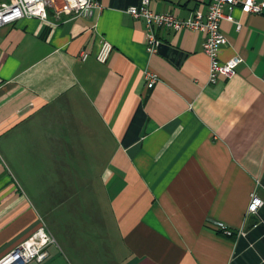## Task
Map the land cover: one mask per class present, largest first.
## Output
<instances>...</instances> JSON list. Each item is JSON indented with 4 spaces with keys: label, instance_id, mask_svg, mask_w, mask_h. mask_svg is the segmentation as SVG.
<instances>
[{
    "label": "crops",
    "instance_id": "crops-1",
    "mask_svg": "<svg viewBox=\"0 0 264 264\" xmlns=\"http://www.w3.org/2000/svg\"><path fill=\"white\" fill-rule=\"evenodd\" d=\"M97 1L0 27V259L41 230L40 264H264V8L224 7L219 60L241 62L210 84L202 32L156 28L150 55L140 0Z\"/></svg>",
    "mask_w": 264,
    "mask_h": 264
},
{
    "label": "built area",
    "instance_id": "built-area-1",
    "mask_svg": "<svg viewBox=\"0 0 264 264\" xmlns=\"http://www.w3.org/2000/svg\"><path fill=\"white\" fill-rule=\"evenodd\" d=\"M152 0H140L139 5L130 6L127 12L134 18H141L144 22V43L148 54H155L160 45L154 29L167 28L174 31L194 30L204 34L203 52L208 58V82L215 84L218 79H230L236 73V67L241 58L235 55L225 62H220L219 51L227 40L220 30V21L232 20L224 14L225 6H238L242 13L259 14L264 8V0H209L207 11L193 12L186 19H180L170 13H156L150 8ZM97 0H0V27L15 23L24 18H37L45 21L48 13L58 19L63 14L72 16H87L93 10L99 9ZM240 25L237 23L236 28ZM111 45L102 40L96 54V60L104 63L111 51ZM82 58L86 57L82 53ZM143 78L147 88H151L157 81L158 76L150 70H144ZM263 204V201L255 194L251 195L247 212L255 214ZM225 234H230L221 226ZM41 241H25L15 246L9 253L0 259V264H26L32 260L43 261L47 257L45 247L49 238L40 230ZM36 235V234H34ZM38 239V236H34ZM37 237V238H36Z\"/></svg>",
    "mask_w": 264,
    "mask_h": 264
},
{
    "label": "rangeland",
    "instance_id": "rangeland-1",
    "mask_svg": "<svg viewBox=\"0 0 264 264\" xmlns=\"http://www.w3.org/2000/svg\"><path fill=\"white\" fill-rule=\"evenodd\" d=\"M43 225H46V222H45V221H43ZM37 232H39V233L37 234ZM34 234H36V235L38 236L39 239H35L34 236H36V235H34ZM36 238H37V237H36ZM40 239H41V238H40V231H36V232H34L33 234H30L26 239H24L23 241H21V242L18 243V244H21V243H23V242H25V241H29V242H31V241H35V243H37V242L39 243V242L41 241ZM51 239H52V240L49 241V244L51 243L50 245H51L53 248H57V249H58V245H59V244H57V242L54 241V239H53L52 237H51ZM30 240H31V241H30ZM18 244H17V245H18ZM17 245H16V246H17ZM50 245H49V246H50ZM11 250H12V249H11ZM11 250H10V251H11ZM10 251H9V252H10ZM9 252H8V253H9ZM6 254H7V253H6ZM6 254H5V255H6ZM5 255H4V256H5ZM58 262H59V263H62L63 261H62V259H59ZM26 264H40V262H37V261H35V260H32V261H30L29 263H26Z\"/></svg>",
    "mask_w": 264,
    "mask_h": 264
},
{
    "label": "bare ground",
    "instance_id": "bare-ground-1",
    "mask_svg": "<svg viewBox=\"0 0 264 264\" xmlns=\"http://www.w3.org/2000/svg\"><path fill=\"white\" fill-rule=\"evenodd\" d=\"M39 239V238H38ZM41 240V239H40ZM31 241V240H30Z\"/></svg>",
    "mask_w": 264,
    "mask_h": 264
}]
</instances>
